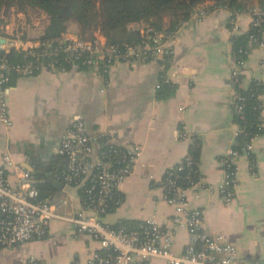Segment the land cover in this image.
<instances>
[{
  "label": "crops",
  "instance_id": "crops-1",
  "mask_svg": "<svg viewBox=\"0 0 264 264\" xmlns=\"http://www.w3.org/2000/svg\"><path fill=\"white\" fill-rule=\"evenodd\" d=\"M249 3L264 4V0ZM201 10L206 14L190 18L172 37L173 53L167 66L156 59L119 61L109 68L107 81L95 66L13 77L7 96L12 124L5 127L0 122V164L3 156L10 154L32 173L39 192L58 212L81 209L80 187L63 185L58 189L52 182L60 181L65 165L57 152L60 139L80 115L88 135L110 131L108 143L142 146L132 173L119 186L122 202L103 219L120 226L152 217L165 224L173 208L163 200L160 180L188 154L196 136L203 187L188 190L190 205L204 210L206 230L223 233L239 247V262L264 264V89L263 132L252 141L253 164L246 155L238 158L235 195L225 203L217 190L222 178L221 158L234 145L238 130L231 107L232 33L226 8H196ZM44 17L43 26L32 31L24 22L15 28L9 23L1 25L0 38L6 39L3 44L10 47L9 40L15 37L27 46L35 44L48 23V16ZM240 20L247 28L249 16L243 13ZM71 23L66 30L78 33L77 25ZM163 76L175 89L170 96L158 97L155 85ZM252 80L264 84V45L252 47L246 58L243 85ZM182 128L188 135L183 139L179 136ZM97 149L90 154L92 160L97 159ZM9 180L16 185L18 178L10 174ZM172 242V250L180 253L188 242L184 227L176 228ZM97 250L96 240L77 235L73 224L54 219L44 236L0 248V264H87ZM149 263L164 264V260L152 258Z\"/></svg>",
  "mask_w": 264,
  "mask_h": 264
},
{
  "label": "built area",
  "instance_id": "built-area-1",
  "mask_svg": "<svg viewBox=\"0 0 264 264\" xmlns=\"http://www.w3.org/2000/svg\"><path fill=\"white\" fill-rule=\"evenodd\" d=\"M243 13L249 16L247 28L240 20ZM204 14L205 10H194L189 19ZM189 19L181 21L177 30ZM228 20L232 35L247 34L246 45L231 51L230 55V78L233 88L231 107L241 116L245 97L236 91L235 85L242 82L240 77L252 47L264 45V4L251 5L242 12L228 10ZM149 36L151 41L143 40L137 48H130L125 54L118 46L108 43L105 36L97 33L91 38H82L77 33L66 30L54 40H38L29 46L20 38L12 41L10 39L11 46L2 44V49L6 52L11 48L22 50L25 52L24 56H30L31 59L9 63L6 58H0V122L5 127L12 124L7 100L12 73L18 77H27L41 71L67 72L69 70L64 67L57 68L54 61H43L44 57L59 52L73 58L86 56L84 62L93 64L100 75L102 73L99 64H104L103 71L108 72L109 68L119 61L156 59L160 62L166 58L170 59L174 34L167 36L163 32H154ZM129 54L134 58L127 57ZM105 80L107 81V78ZM164 81L169 79L164 77ZM159 86L160 81L155 87ZM258 99L257 108L262 121L261 94ZM240 132L241 129L238 128L236 136ZM111 136L110 131H102L93 137L88 135L80 115L71 121L62 135L57 152L64 158L65 165L59 179L64 185L81 187L84 194L82 208L68 214L58 212L47 198L40 196L29 170L16 162L10 154L3 156L0 164V248L25 244L44 236L50 222L58 219L73 224L77 235H88L97 241L98 250L90 255L87 264H150L149 260L152 258L163 259L164 264H242L238 260L239 247L228 241L223 233H211L206 230L204 210L192 207L189 203L188 190L203 187L201 179L194 180L189 170L185 175L186 186H181L176 181L177 171H182L185 167L191 169L192 159L189 155L167 169L160 180L163 200L173 208V215L165 224L152 217L139 221L134 227H113L106 222L103 216L111 206L117 207L122 202L119 186L132 173L142 152V146L138 143L131 142L126 146L108 143ZM179 136L183 139L188 135L182 128ZM254 137L245 144L242 153L232 145L221 158L222 178L217 190L225 203L234 198L237 161L241 155H246L249 159ZM95 147L98 148L97 159L92 160L90 154ZM10 174L18 178L16 185L9 180ZM63 203L66 205L68 202L64 200ZM177 227H184L188 234V242L180 253L172 250Z\"/></svg>",
  "mask_w": 264,
  "mask_h": 264
},
{
  "label": "trees",
  "instance_id": "trees-1",
  "mask_svg": "<svg viewBox=\"0 0 264 264\" xmlns=\"http://www.w3.org/2000/svg\"><path fill=\"white\" fill-rule=\"evenodd\" d=\"M22 4H31L39 7L48 16V23L45 26L39 40H54L66 31L67 25L74 22L78 27V35L84 38H91L92 32L99 29L110 44L118 46L120 51L125 54L128 49H135L143 40H150L154 32H163L167 36L176 33L181 21L189 19L193 8L203 0H19ZM96 1H99L98 4ZM247 0H215L213 6H224L233 12H242L248 9ZM212 6V7H213ZM164 15H169L168 21L164 20ZM89 34L86 36V34ZM247 34L231 36L232 51L238 47L245 46ZM39 51L40 48H35ZM25 52L11 48L9 51L0 49V58H6L9 63L23 62L30 60L31 57L24 56ZM63 52L51 54L43 58V61H54L57 68L64 67L66 70L72 68L87 69L93 68V64L84 62L86 56L78 58L69 57ZM127 57L133 59L129 54ZM42 60V59H41ZM151 60V59H147ZM145 60V61H147ZM169 59L160 61L167 66ZM104 64H99L102 75L107 78V72H104ZM16 77L11 74V80ZM18 77V76H17ZM242 78V76L240 77ZM11 80L10 83L11 84ZM160 86L156 88L158 97H167L173 94L175 84L170 81H164V76L159 80ZM236 91L242 94L244 99V108L242 115L234 112V120L238 124L241 132L236 136L233 147L240 153L243 152L245 144L254 136L263 132L258 95L262 93L264 84L259 80H252L247 86L243 82H237ZM192 159V167H185L182 171H177L176 181L181 186L187 185L185 175L190 170L191 177L199 180L198 163L200 155V144L196 136L190 143L188 154ZM250 162L253 164L254 155L249 154ZM175 173V174H176ZM41 190V189H39ZM82 200L83 190L80 187ZM121 193V192H120ZM122 194V193H121ZM40 196L44 198L40 191ZM123 197V195H122ZM111 206L108 212L115 209ZM131 223V222H130ZM138 222L131 225L124 222V226L134 227ZM119 227V225H112ZM121 226V225H120Z\"/></svg>",
  "mask_w": 264,
  "mask_h": 264
},
{
  "label": "rangeland",
  "instance_id": "rangeland-1",
  "mask_svg": "<svg viewBox=\"0 0 264 264\" xmlns=\"http://www.w3.org/2000/svg\"><path fill=\"white\" fill-rule=\"evenodd\" d=\"M98 2L99 1H96L97 4ZM214 2L215 0H203L199 2L197 5H195L193 9L196 10V8L201 6L212 5L214 4ZM249 2H251V0H247L246 4L250 5ZM44 14H45L44 11L39 7L31 4H22V2H20L19 0H0V26L9 23L12 26V28H15L18 27L19 22L20 23L24 22L25 23L24 26H27L28 30L30 29V31H32L34 28L39 29L43 26V24L45 23ZM168 19H169V15H164V20L168 21ZM68 25H72V23ZM22 30L24 31V29ZM28 30L26 29V31ZM67 31L70 30L67 29ZM95 33L103 35L99 29L93 30L92 34ZM88 34L89 32L86 34V36Z\"/></svg>",
  "mask_w": 264,
  "mask_h": 264
},
{
  "label": "water",
  "instance_id": "water-1",
  "mask_svg": "<svg viewBox=\"0 0 264 264\" xmlns=\"http://www.w3.org/2000/svg\"><path fill=\"white\" fill-rule=\"evenodd\" d=\"M4 42H6V39L5 38H0V44H3ZM54 186H56L58 189H61L63 187V183L61 181H52Z\"/></svg>",
  "mask_w": 264,
  "mask_h": 264
}]
</instances>
